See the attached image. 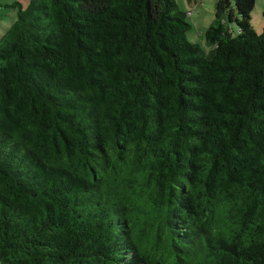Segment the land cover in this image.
Listing matches in <instances>:
<instances>
[{"label":"trees","instance_id":"trees-1","mask_svg":"<svg viewBox=\"0 0 264 264\" xmlns=\"http://www.w3.org/2000/svg\"><path fill=\"white\" fill-rule=\"evenodd\" d=\"M256 2L216 0L209 51L176 0L6 7L0 264H264Z\"/></svg>","mask_w":264,"mask_h":264},{"label":"rangeland","instance_id":"rangeland-1","mask_svg":"<svg viewBox=\"0 0 264 264\" xmlns=\"http://www.w3.org/2000/svg\"><path fill=\"white\" fill-rule=\"evenodd\" d=\"M26 4L25 8L28 6L27 2L24 0L21 1ZM179 8L181 10L192 12V16L187 17V21L192 25V29L187 33L186 37L188 41L192 44L200 45L201 49L209 51L207 47L204 34L206 30L209 29L211 23L214 20L215 15V2L216 0H203L202 2L193 3L192 6H189L186 0H176ZM10 10H5V8H0V31L4 33L2 29L1 21L4 17L6 23H12V19L6 15ZM7 19V20H6ZM16 20V17H14ZM251 25L257 31L261 33L264 30V0H257L255 3V9L251 16ZM232 28L234 32L239 31L236 25H233Z\"/></svg>","mask_w":264,"mask_h":264},{"label":"crops","instance_id":"crops-1","mask_svg":"<svg viewBox=\"0 0 264 264\" xmlns=\"http://www.w3.org/2000/svg\"><path fill=\"white\" fill-rule=\"evenodd\" d=\"M21 1L22 0H0V8H5V10H10V13L7 12L6 15L12 19V23H6L4 17H2L1 21H3V22L1 23V25H2V29L1 30H3L4 33L16 21V20H14V17H16V12L14 10H12V8L10 9V8H6V7L7 6L10 7V6L14 5L15 3H21V5L23 7H25L26 4L22 3ZM24 1L27 2V4H28L30 0H24ZM189 6H192V4H189ZM1 32L2 31H0V35H3L4 33H1Z\"/></svg>","mask_w":264,"mask_h":264}]
</instances>
